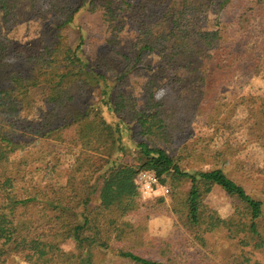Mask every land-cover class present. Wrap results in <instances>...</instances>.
<instances>
[{
	"label": "trees",
	"instance_id": "1",
	"mask_svg": "<svg viewBox=\"0 0 264 264\" xmlns=\"http://www.w3.org/2000/svg\"><path fill=\"white\" fill-rule=\"evenodd\" d=\"M23 1L45 22L44 47L37 54L17 51L10 37ZM236 1L0 0V264H96L93 252L101 249L143 264L153 261L136 254L153 249L168 264H184L185 253L177 250L184 242L179 226L198 250L197 264H264L263 202L222 168L183 171L165 147H173L199 118L217 136L242 131L247 143L264 147V97L227 103L222 95L229 74L264 77V0H240V11L209 30L188 14L212 4L225 11ZM82 8L99 18L106 49L78 68L64 63L70 46L65 30ZM260 19L256 35L253 26ZM128 29L136 40L125 52ZM174 77L176 91L195 83L202 91L158 97ZM96 86L100 99L92 102ZM135 87L143 92L142 102L125 92ZM98 108L105 112L91 117ZM76 126L78 138L66 142L65 131ZM40 144L62 146L63 155L44 150L33 158ZM131 148L134 163L124 160ZM145 171L160 181L191 182L185 198L169 190L174 229L149 244L147 222L167 206L165 198L138 206L135 181ZM214 187L235 200L229 217L205 204ZM69 242L75 246L71 252L63 248ZM224 244L229 251L218 252Z\"/></svg>",
	"mask_w": 264,
	"mask_h": 264
},
{
	"label": "rangeland",
	"instance_id": "2",
	"mask_svg": "<svg viewBox=\"0 0 264 264\" xmlns=\"http://www.w3.org/2000/svg\"><path fill=\"white\" fill-rule=\"evenodd\" d=\"M243 1V0H242ZM245 2L237 0L234 5L225 11H221L216 4L209 5L205 9L197 10L191 9L189 11L190 18L194 24L202 29H214L217 24L230 20L234 13L240 11ZM18 17V24L15 29L10 33L14 48L27 55L37 54L42 51L44 47L43 32L45 31V22L36 20L30 9L28 1H23L16 10ZM262 20H257L254 23L253 31L258 34L261 30ZM48 27V26H47ZM122 36V49L125 52L132 50L135 43V32L130 30ZM65 33L70 36V46L64 55V63L69 66L80 67V62L83 64L92 61V58L106 49L105 40L102 34V25L96 16L91 15L86 8H82L75 17L72 27L65 30ZM80 47L78 48V46ZM154 59L151 58V60ZM155 64V63H154ZM178 84V77L171 78L166 86L157 94L162 97L166 94L178 93L182 98L191 97L202 91L201 84H189L186 88L176 91ZM43 91V90H42ZM42 91H39L41 93ZM100 87H95V93L92 102H98ZM142 102L144 95L139 87L126 89ZM222 95L225 97V102L232 103L239 100L242 96L253 95L264 97V77L253 76L251 74L237 73L229 74L223 79ZM102 110V111H101ZM100 112L104 113L105 108L96 109L91 117L97 116ZM240 111L238 115H240ZM237 115V116H238ZM196 123H191L190 129L175 142L174 146L169 148L170 145L165 147L170 150V154L178 159V164L183 171L195 173L199 171L210 170L213 168H222L226 175L242 185L250 196L254 199L262 201L264 204V147L257 145V143H247L246 134L242 131H237L233 135H215V131L211 128H205L201 125L202 119H197ZM132 135L136 137L138 127L133 124L131 126ZM79 128L72 127L65 131L64 138L66 142H71L78 138ZM222 134V133H220ZM225 136V137H224ZM228 137H231L227 142ZM54 145V144H53ZM43 145L40 144L36 147L33 155L40 157L41 152L46 150L53 151L56 156H62L64 149L62 146ZM233 146L232 148H230ZM53 147V148H52ZM172 149V150H171ZM124 160L133 162L136 158L134 149H129L125 153ZM218 155V156H216ZM224 155V156H222ZM246 174V175H245ZM160 183L170 190L180 193L181 198H185L191 188V182L188 179L178 180L167 177L162 179ZM159 196L155 198H143L140 194L137 199L139 207H147L151 202L158 198H165L166 206L165 211L158 214H152L147 222V230L143 233L144 240L149 244L153 237H163L173 231L174 215L167 212L170 210L171 195ZM205 204L217 211L222 217H229L236 207L235 200L228 196L224 190L219 187H214L212 192L206 197ZM145 213V212H142ZM129 220H134L133 217H128ZM178 236L184 242L178 243L177 250L185 253L182 258L184 264H197L198 250L193 248L190 241L185 239L188 237L186 230L180 227ZM172 238L176 239L174 234ZM63 248L66 251H73L75 246L72 242L65 243ZM220 253L228 252L226 244L216 247ZM156 250L147 249L145 253L136 254L140 260L152 264H168L160 257L155 255ZM94 262L96 264H143L142 262H131L123 259L109 250H95ZM215 260V259H213ZM148 264V263H147Z\"/></svg>",
	"mask_w": 264,
	"mask_h": 264
},
{
	"label": "built area",
	"instance_id": "3",
	"mask_svg": "<svg viewBox=\"0 0 264 264\" xmlns=\"http://www.w3.org/2000/svg\"><path fill=\"white\" fill-rule=\"evenodd\" d=\"M138 192L143 198H155L168 196L169 189L160 183L153 172H140L135 181Z\"/></svg>",
	"mask_w": 264,
	"mask_h": 264
}]
</instances>
